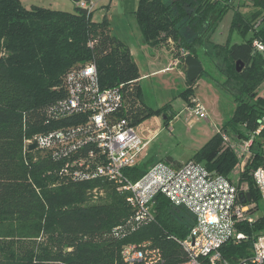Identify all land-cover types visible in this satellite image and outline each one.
<instances>
[{"label": "trees", "instance_id": "obj_1", "mask_svg": "<svg viewBox=\"0 0 264 264\" xmlns=\"http://www.w3.org/2000/svg\"><path fill=\"white\" fill-rule=\"evenodd\" d=\"M248 5L252 8L243 11ZM229 11L227 37L222 44L214 42L216 25ZM91 13L78 5L73 10L26 8L21 0H0V264H147L125 260L127 246L156 248L160 259L151 264L187 259L180 240L195 219L186 208L158 194L150 217L133 227L128 192L119 191L113 180H75L61 172V161L39 150L23 151L25 138L60 125L45 123L43 109L62 97L53 87L65 72L86 61L95 63L101 88L121 85L122 103L109 114L112 120L136 125L162 114L167 124L170 118L169 103L153 109L141 100L139 69L130 51L111 34L105 17L96 22ZM134 13L145 42L174 49L176 56L184 50L201 63L204 58L207 68L198 78L209 76L217 89L232 96L231 116L191 159L227 175L239 161L223 144L222 133L233 140L252 138V155L240 164L239 180L247 183L256 209L264 213L250 175L252 169L264 168V95L258 91L264 82V54L253 46L254 41L264 43V0H138ZM234 34L240 40L232 41ZM237 60L243 63L239 72ZM195 81H187L180 92L190 105ZM161 161L181 163L171 156ZM151 164L123 172L136 180ZM93 189L102 194L93 197ZM263 229L264 214L250 230ZM250 245V240L229 242L222 252L234 262L248 254Z\"/></svg>", "mask_w": 264, "mask_h": 264}, {"label": "built area", "instance_id": "obj_2", "mask_svg": "<svg viewBox=\"0 0 264 264\" xmlns=\"http://www.w3.org/2000/svg\"><path fill=\"white\" fill-rule=\"evenodd\" d=\"M76 4L92 11L90 0H79ZM253 46L264 54V43L254 41ZM180 53L183 61L186 52L180 50ZM120 87L101 88L93 61L71 67L60 84L53 87L63 92L62 97L43 109L45 123L54 120L60 125L25 138L24 153L31 150L29 145L34 143L33 150L61 161V172L72 179L103 176L113 180L119 191L128 192L126 200L134 210L133 227L150 217L152 202L158 194L173 205L186 208L195 221L180 240L187 253L182 264H264V233L250 230L259 218L256 204L251 199L242 202L240 198L248 192V185L239 180V166L251 158L252 138L239 135L233 140L226 132L222 133L223 144L234 151L239 161L232 174H221L200 161L189 159L178 166L157 161L141 177L132 180L123 170L138 164L147 140L141 135L140 123L132 125L126 119L110 118L109 114L122 103ZM191 101L188 114L204 117L203 104L194 97ZM70 117L74 122L62 123ZM150 133L154 136L156 131ZM234 174H237L236 179H233ZM250 175L264 207V168L258 166ZM92 194L96 197L102 192L93 189ZM247 240L251 241L247 255L234 262L225 258L224 244ZM122 254L129 262L142 260L151 264L160 259L156 248L127 246Z\"/></svg>", "mask_w": 264, "mask_h": 264}, {"label": "rangeland", "instance_id": "obj_3", "mask_svg": "<svg viewBox=\"0 0 264 264\" xmlns=\"http://www.w3.org/2000/svg\"><path fill=\"white\" fill-rule=\"evenodd\" d=\"M92 4V13L91 19L93 21L99 22L104 17L110 23L112 33L115 34V30L118 33H121L125 39H133L138 45L140 42L136 41V33L130 35V30H128V21L130 16H134L132 11H135L137 4L135 5V0H90ZM22 4L26 8H30L32 5L37 6H48L53 9L61 10H73L75 1L73 0H21ZM138 3V1H137ZM252 7L248 5L247 7H242L243 11H248ZM125 15V16H124ZM130 15V16H129ZM232 12H227L223 18L217 23L215 32L212 34L211 39L214 42L220 44L224 43L227 37V31L229 23L231 20ZM110 20V21H109ZM116 35V34H115ZM240 40L235 34L232 35V41ZM167 48V47H166ZM208 49H211V46H208ZM169 50V49H168ZM173 58V62L177 66H172L171 70L163 74H157L152 77H146L143 79L140 84L143 85V96L145 98V103L151 108L156 109L161 107L165 103H169V109L167 113L170 116L168 124L164 123L166 117L161 114L162 119V128L154 135L153 139L150 140V143L147 146L148 155L145 158L146 152H142V157L139 158L138 164L143 162H157L159 160H165L167 156H171L177 161H187L191 159L195 153V150L198 147H201L204 142L206 134L211 133V126L214 125L219 129L222 124L231 116L235 103L233 98L229 93L223 92V90L218 89V99L216 111V119L206 112L205 116H190L189 111V102L183 96L180 95V92L185 89L184 80V70H183V61L180 56H176V50L171 49L169 51ZM142 52L139 50L138 54L134 55L135 60H137L139 65V74L146 73L148 67L146 62L142 60ZM176 59L179 62H176ZM203 67L207 68V63L204 58H201ZM213 66V65H212ZM212 66H209L210 69ZM167 68V67H166ZM179 68L183 71V75H180ZM213 76L217 75V70H214ZM217 72V73H216ZM203 81H210L209 76L201 74L200 78ZM196 79V80H197ZM215 87V86H214ZM199 94H205V91L202 88L197 90ZM259 93L264 95V83H262L258 89ZM194 97V96H193ZM192 97V98H193ZM204 106V105H203ZM149 119V118H147ZM147 119L142 121L143 125L147 124ZM241 156L242 152L238 150L237 152ZM236 166L229 172L234 173ZM237 178V174H234L233 179ZM261 203V202H260ZM262 207L263 204L261 203ZM264 209V207H263ZM264 233V229L262 230Z\"/></svg>", "mask_w": 264, "mask_h": 264}, {"label": "crops", "instance_id": "obj_4", "mask_svg": "<svg viewBox=\"0 0 264 264\" xmlns=\"http://www.w3.org/2000/svg\"><path fill=\"white\" fill-rule=\"evenodd\" d=\"M137 1L138 0H135V5L137 4ZM76 5L77 4L75 2L73 8H75ZM43 7H48V6H43ZM49 8H51V7H49ZM132 12H133L134 16L129 15L131 17V19L127 20L128 21V27H129L128 30L131 31L130 32L131 36L136 33V41L140 42V45H138L131 38L125 39V37H123V35H121V33H118L116 30H115L116 35L113 34L111 27H110V23H111L110 20H109L110 22L108 23V25H109L111 34H113L115 37H117L128 48V50L130 51V53H131V55H132V57H133V59H134V61L138 67H139L138 64H140V63L137 60H135L134 55H136V53L138 54L139 50L142 52L141 57H142V60L144 61V63L146 62V65L148 67V71L146 73H143L140 75L138 83H139V87H140V98L145 103L146 100L142 94L143 93V89H142L143 85L140 84L141 81L143 79H146L147 76L152 77V76H155L157 74L166 73L167 71L171 70L172 66H177V67H179V66L176 65L175 62H173V60H174V59H172L173 56L169 52L171 49L168 50V48H166V46L161 45V44L152 46L151 44H149L143 40L141 31L139 29V26H138L136 18H135V13H134V11H132ZM166 67H167V69H166ZM178 71H179L180 75H183V73H182L183 71L180 68ZM184 75H185V73H184ZM184 84H185V88H186L187 87L186 78L184 80ZM199 88H202L205 91L206 95H203V94L198 95L197 90ZM192 89L194 91V95H193L194 98L198 99L204 105V107L206 108V112L209 113L212 116V118L216 119L217 113L215 111V108L217 106V99L219 96L218 89L216 87H214V85L210 81L205 82L201 79H197L195 81V83L192 86ZM147 106H149V105H147ZM163 120H165V119H163ZM146 123L147 124H145V125L140 123L141 135L145 140H147V144L144 148V154L146 152V155H144L145 158L147 157V155L149 153L147 150V146L150 143V140L153 139V137H154L151 135L150 131L155 130L157 133L163 126L161 114L151 116L149 119H147ZM168 123L169 122H167V124ZM217 130L218 129L214 125H212L211 126V133H209L208 135L207 134L205 135L207 137H205L204 141L205 140L207 141ZM198 148H200V147H198ZM159 161H161V160H159ZM178 162H184V161H178Z\"/></svg>", "mask_w": 264, "mask_h": 264}, {"label": "water", "instance_id": "obj_5", "mask_svg": "<svg viewBox=\"0 0 264 264\" xmlns=\"http://www.w3.org/2000/svg\"><path fill=\"white\" fill-rule=\"evenodd\" d=\"M73 1L78 2L79 0H73ZM235 65L237 72H239L243 66V63L240 60H237L235 62ZM183 70L185 73L186 80L188 82H193L198 78V76L202 72L203 65L197 58L193 57L190 54H186L183 59ZM34 147H35L34 143L29 145L30 149H33ZM240 198L242 202L249 201L251 199V194L250 192H245L241 194ZM257 215L261 217L263 216V212L258 211Z\"/></svg>", "mask_w": 264, "mask_h": 264}]
</instances>
